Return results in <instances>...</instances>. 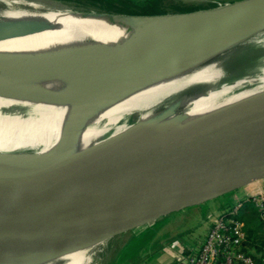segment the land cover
Wrapping results in <instances>:
<instances>
[{"label": "water", "instance_id": "95a60500", "mask_svg": "<svg viewBox=\"0 0 264 264\" xmlns=\"http://www.w3.org/2000/svg\"><path fill=\"white\" fill-rule=\"evenodd\" d=\"M264 0H209L182 10L141 17L149 25L123 48L93 46L16 63L0 71L45 78L78 76L69 93L40 91L0 78V93L51 101L93 103L179 67L217 42L188 48L190 35L217 36L243 25L234 14ZM262 24V20L256 19ZM219 33V34H218ZM181 51L150 70L128 72ZM129 118L123 133L73 151L67 137L44 156L0 152V264H33L94 248L169 214L199 206L264 178V96H252L167 131L138 139L160 120ZM179 118V117H178Z\"/></svg>", "mask_w": 264, "mask_h": 264}, {"label": "bare ground", "instance_id": "6f19581e", "mask_svg": "<svg viewBox=\"0 0 264 264\" xmlns=\"http://www.w3.org/2000/svg\"><path fill=\"white\" fill-rule=\"evenodd\" d=\"M239 14H234L243 21L238 30L219 36L203 30L185 42L188 48L217 42L215 49L107 99L85 104L0 93V152L44 156L63 137L78 151L123 133L132 116L139 122L160 120L138 138L142 139L246 98L264 96V7ZM148 25L141 17L74 11L53 0H0V62L16 63L99 45L123 48L137 41ZM182 55L179 51L128 72L148 71ZM0 78L49 93H69L83 82L75 75L45 78L1 71ZM94 251L91 247L71 250L33 264H88L95 259Z\"/></svg>", "mask_w": 264, "mask_h": 264}, {"label": "rangeland", "instance_id": "374dc122", "mask_svg": "<svg viewBox=\"0 0 264 264\" xmlns=\"http://www.w3.org/2000/svg\"><path fill=\"white\" fill-rule=\"evenodd\" d=\"M60 2L68 7H75L84 10L104 11L102 8L89 6L82 0L78 3L74 0H53ZM110 1V0H109ZM113 1V0H112ZM165 4H176L181 6L204 4L209 0H163ZM85 4V5H84ZM169 9V7H168ZM243 63H241L242 65ZM245 64V63H244ZM239 65H235L236 69ZM237 191L227 194L228 197L234 195ZM212 202V201H210ZM210 202L201 205L199 208H188L178 212H174L164 217L161 222H158L152 228H145L139 234L126 232L120 236L110 239L102 244L94 247L95 251L92 255L95 259L88 264H136V235L145 239L154 232L158 227L166 228L165 233L168 237L186 236L196 237L201 234L205 228V223L210 212ZM157 244V243H155Z\"/></svg>", "mask_w": 264, "mask_h": 264}, {"label": "built area", "instance_id": "2783aa9c", "mask_svg": "<svg viewBox=\"0 0 264 264\" xmlns=\"http://www.w3.org/2000/svg\"><path fill=\"white\" fill-rule=\"evenodd\" d=\"M251 183L254 184L252 191L236 196L225 211L215 216L197 251L187 256V264H257L241 249L243 224L234 218L242 200H250L264 218V178ZM145 228L139 227L132 233L139 234Z\"/></svg>", "mask_w": 264, "mask_h": 264}, {"label": "crops", "instance_id": "0c3cea01", "mask_svg": "<svg viewBox=\"0 0 264 264\" xmlns=\"http://www.w3.org/2000/svg\"><path fill=\"white\" fill-rule=\"evenodd\" d=\"M253 186V183L248 184L236 190L237 193L231 195V197L224 195L210 202V212L207 214L208 219L205 223V228L202 233L196 237L189 238V235L174 236L175 234L168 237L165 233L166 228L164 227L156 228L154 232L145 239L136 235V264H187V256L197 251L207 229L215 219V216L225 211L229 205L232 204L236 196L252 191ZM200 206L201 205L191 208H199ZM163 219L164 217L156 220L148 225L147 228H152Z\"/></svg>", "mask_w": 264, "mask_h": 264}, {"label": "trees", "instance_id": "16d2710c", "mask_svg": "<svg viewBox=\"0 0 264 264\" xmlns=\"http://www.w3.org/2000/svg\"><path fill=\"white\" fill-rule=\"evenodd\" d=\"M82 3V0H74ZM87 5L102 8L106 12L132 15H150L173 10L191 8L194 5L181 6L165 4L163 0H84ZM83 4V3H82ZM84 4V5H85ZM169 7V9H168ZM231 205V204H230ZM229 205V206H230ZM234 218L242 222L244 240L241 249L250 254L257 264L264 262V218L250 200H242Z\"/></svg>", "mask_w": 264, "mask_h": 264}]
</instances>
